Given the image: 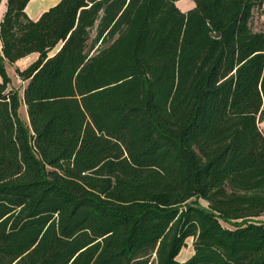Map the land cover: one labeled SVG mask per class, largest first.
Instances as JSON below:
<instances>
[{"label":"trees","instance_id":"trees-1","mask_svg":"<svg viewBox=\"0 0 264 264\" xmlns=\"http://www.w3.org/2000/svg\"><path fill=\"white\" fill-rule=\"evenodd\" d=\"M28 1L0 21V264H264V0Z\"/></svg>","mask_w":264,"mask_h":264},{"label":"rangeland","instance_id":"rangeland-1","mask_svg":"<svg viewBox=\"0 0 264 264\" xmlns=\"http://www.w3.org/2000/svg\"><path fill=\"white\" fill-rule=\"evenodd\" d=\"M177 7L180 10H184V9H191L194 5V2L192 0H179L176 2ZM264 7H262L261 9H255L253 11V18L251 21V25L252 28L254 30H264ZM35 58V57H34ZM33 59V55L27 57V59H23L21 61H19L16 64L13 65H9L6 64L5 69H6V73L8 75V77L10 78V88L14 89L17 91V94L19 96V98H22V93H23V89L25 87L26 82L22 81L18 75L16 74V69L22 70L24 69L26 66H28L31 62V60ZM18 114L21 120L23 121H27V114H26V110L24 105L21 103L18 109ZM259 128L262 132H264V118L261 119V121L259 122ZM203 206H206V202L203 200L199 201ZM264 220V218H261ZM223 226L225 227H229L227 224L222 223ZM187 245L185 248H183L181 250V252L179 253V255L177 256L178 260H183L185 257V254H188V252L190 251V239H187Z\"/></svg>","mask_w":264,"mask_h":264},{"label":"crops","instance_id":"crops-1","mask_svg":"<svg viewBox=\"0 0 264 264\" xmlns=\"http://www.w3.org/2000/svg\"><path fill=\"white\" fill-rule=\"evenodd\" d=\"M59 0H29L28 3L26 4V7L24 9L26 15L28 16V18H30L31 20H37L39 18V16L46 10H48L50 7L54 6L55 4H57ZM6 2L7 0H0V21L2 20V17L5 13L6 10ZM194 6V5H193ZM190 9V8H189ZM189 9H184L181 11H187ZM1 48V45H0ZM33 55V59L31 60L30 63H32L36 57L37 54L33 53L30 54L18 61H16L14 64L18 63L19 61L23 60V59H27V57ZM35 57V58H34ZM190 243H192V239L190 238ZM190 251L188 252V254L184 255V259L183 260H179L181 262L185 261L186 259H188L193 251H192V246H190Z\"/></svg>","mask_w":264,"mask_h":264}]
</instances>
